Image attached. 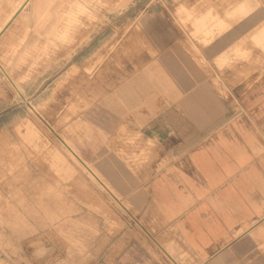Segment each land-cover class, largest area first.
Here are the masks:
<instances>
[{
	"label": "rangeland",
	"instance_id": "obj_1",
	"mask_svg": "<svg viewBox=\"0 0 264 264\" xmlns=\"http://www.w3.org/2000/svg\"><path fill=\"white\" fill-rule=\"evenodd\" d=\"M23 1L0 0V264H151L153 256L185 264L182 242L161 249L144 230L135 191L122 193L121 177L101 169L108 159L127 170L145 153L129 144L131 136L115 143L116 129L89 114L97 108L141 128L182 99L195 73L221 93L241 78L258 84L264 0H32L11 21ZM181 51L189 63H176L183 75L174 80L160 58ZM155 62L163 83L147 93L105 91L121 84L111 79L117 72Z\"/></svg>",
	"mask_w": 264,
	"mask_h": 264
},
{
	"label": "crops",
	"instance_id": "obj_2",
	"mask_svg": "<svg viewBox=\"0 0 264 264\" xmlns=\"http://www.w3.org/2000/svg\"><path fill=\"white\" fill-rule=\"evenodd\" d=\"M179 54L166 52L160 58L174 80L183 75L176 63H189L182 51ZM157 63L143 71L134 67L130 73L117 72L111 79L121 84L114 90L109 89L111 83L105 91L128 97L147 93L163 83ZM187 81L182 99L141 128L134 122L113 120L97 108L89 114L104 129H116L111 133L115 143L131 136L129 144L146 155L143 163L128 164L127 170L114 158L116 163L110 167L106 159L101 169L106 176L121 177L115 185L122 193L135 191L132 199L144 230L149 235L153 232L161 249L162 242L172 250H176L170 244L174 238L182 242L185 264H264V79L252 86L242 78L228 82L230 93H221L197 73ZM198 81L202 83L187 88ZM111 101L112 96L106 97L105 106ZM60 140L113 194L80 155ZM131 151L128 148L127 155ZM159 260L153 256L151 264H161Z\"/></svg>",
	"mask_w": 264,
	"mask_h": 264
},
{
	"label": "bare ground",
	"instance_id": "obj_3",
	"mask_svg": "<svg viewBox=\"0 0 264 264\" xmlns=\"http://www.w3.org/2000/svg\"><path fill=\"white\" fill-rule=\"evenodd\" d=\"M28 1H29V0H24V1H23V3L19 6L18 10L16 11V12H18V13H15V14H14V16H13L12 19H11V21L14 20L15 18H17V16H18L19 14H22V10H23V8L29 3ZM258 2H259V1H258ZM261 4H262V3H261ZM263 4H264V3H263ZM20 11H21V12H20ZM253 16H254V18L261 17L260 14H254Z\"/></svg>",
	"mask_w": 264,
	"mask_h": 264
}]
</instances>
